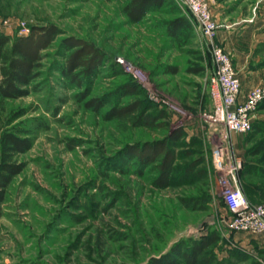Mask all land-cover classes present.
<instances>
[{
  "label": "rangeland",
  "instance_id": "374dc122",
  "mask_svg": "<svg viewBox=\"0 0 264 264\" xmlns=\"http://www.w3.org/2000/svg\"><path fill=\"white\" fill-rule=\"evenodd\" d=\"M124 1L0 0V33L13 37L18 23L27 29L23 34L31 25L61 29L42 51L36 90L0 103V131L14 125L31 139L27 150L10 157L23 169L0 201V264H148L181 240L210 231L218 234L210 264H264V236L230 229L216 190L218 160L223 167L239 153L245 161L264 162V149L247 152L263 142L264 123L259 132L239 133L206 122L212 58L193 16L177 1L163 0L142 20L129 22ZM179 16L190 24L173 35L170 22ZM72 34L93 41L107 57L92 76L89 95L110 96L115 104L139 99L148 111H163L161 127L103 120L108 105L96 113L76 100L78 88L55 69L62 60L59 39ZM117 58L139 69L147 88ZM129 80L136 83L133 95H111ZM170 103L182 108V117ZM21 108L25 112L8 121ZM172 132L178 133L171 181L155 187V170L147 166L134 174L133 160L122 150ZM70 139L76 143L71 148ZM186 198L197 201L195 209L182 204Z\"/></svg>",
  "mask_w": 264,
  "mask_h": 264
},
{
  "label": "trees",
  "instance_id": "16d2710c",
  "mask_svg": "<svg viewBox=\"0 0 264 264\" xmlns=\"http://www.w3.org/2000/svg\"><path fill=\"white\" fill-rule=\"evenodd\" d=\"M163 0H125L121 7L122 13L130 22H138L145 17V13L153 8L159 7ZM170 31L177 34L178 27L187 28L190 21L179 16L171 22ZM61 32V29L53 23L42 25H31L26 34H14L13 37L0 33V103L4 99H15L25 96L31 90H36L33 81L40 74V59L42 51L48 47L53 39ZM60 48L58 54L62 57L56 66L59 77L65 84L76 86L75 98L81 104L94 112H101L104 105L107 108L100 113L101 118L125 120L131 127L139 126L155 129L161 127L163 122V111L152 113L149 107L141 104L139 99L123 104L109 103L110 96H90V83L92 76L99 67L106 63L107 57L103 49L93 41L76 35H67L59 39ZM118 63V62H117ZM136 83L130 81L118 87L111 95L120 93L122 95H133ZM264 103H260L257 109ZM148 111V112H147ZM24 109L16 110L9 115L8 121L23 114ZM264 122H253L251 120V132L262 130ZM16 126L5 127L0 131V201L3 200V193L11 178L23 169L22 161H11V156L23 152L31 146V139L28 136L19 135ZM177 133L154 140L135 141L127 144L122 155L128 160H133L134 174L140 175L143 169L151 166L155 175L151 183L155 187L163 188L171 181L170 174L174 170L177 155L172 146L177 138ZM74 140H69V148L75 145ZM264 149L263 142H257L248 148L249 154L260 152ZM243 167H249V161L243 162ZM264 172V168L260 170ZM182 204L195 209L196 200L192 198L181 199ZM223 203V202H222ZM218 239V234L210 231L206 235L196 239L181 240L171 246L167 253L159 257H153L148 264H210V246Z\"/></svg>",
  "mask_w": 264,
  "mask_h": 264
},
{
  "label": "built area",
  "instance_id": "2783aa9c",
  "mask_svg": "<svg viewBox=\"0 0 264 264\" xmlns=\"http://www.w3.org/2000/svg\"><path fill=\"white\" fill-rule=\"evenodd\" d=\"M193 16L197 29L210 44L212 70L207 75L209 109L203 115L206 122L223 126L226 131L246 133L250 131L252 113L260 103H264V86L250 88L239 99L240 87L237 73L234 71L231 58L222 45L214 40L216 23L211 14V0H175ZM1 24V22H0ZM2 24H6L5 19ZM17 34L27 30L23 23H18ZM117 61L144 88L146 78L142 72L121 58ZM155 99V98H154ZM174 114L182 117L179 105L168 104ZM240 160L234 157L220 166L218 160V176L216 190L225 204L228 216L227 223L234 231L259 233L264 236V200L249 203L239 187L238 170Z\"/></svg>",
  "mask_w": 264,
  "mask_h": 264
},
{
  "label": "crops",
  "instance_id": "0c3cea01",
  "mask_svg": "<svg viewBox=\"0 0 264 264\" xmlns=\"http://www.w3.org/2000/svg\"><path fill=\"white\" fill-rule=\"evenodd\" d=\"M211 14L216 23L214 40L231 58L242 99L250 88L264 86V0H211ZM251 120L264 122V104ZM236 155L235 159L242 160L238 181L247 201L264 200V172H260L264 162L252 159L244 169L245 160Z\"/></svg>",
  "mask_w": 264,
  "mask_h": 264
}]
</instances>
